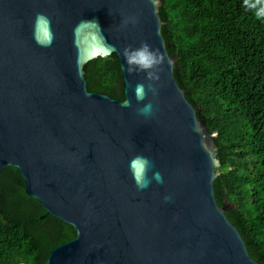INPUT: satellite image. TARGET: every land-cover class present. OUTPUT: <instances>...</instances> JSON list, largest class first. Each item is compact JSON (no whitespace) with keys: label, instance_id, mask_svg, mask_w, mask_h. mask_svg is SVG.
Returning a JSON list of instances; mask_svg holds the SVG:
<instances>
[{"label":"water","instance_id":"1","mask_svg":"<svg viewBox=\"0 0 264 264\" xmlns=\"http://www.w3.org/2000/svg\"><path fill=\"white\" fill-rule=\"evenodd\" d=\"M162 5L0 0V175L17 169L27 195L75 231L45 264H264L217 202L218 147L176 81ZM38 13L51 21L50 46L35 38L47 43ZM144 42L165 54L155 82L127 73L123 50ZM113 54L131 107L88 90L85 65ZM138 83L148 92L139 102ZM149 102L153 114L139 115ZM135 155L153 163L144 189L129 169Z\"/></svg>","mask_w":264,"mask_h":264},{"label":"trees","instance_id":"2","mask_svg":"<svg viewBox=\"0 0 264 264\" xmlns=\"http://www.w3.org/2000/svg\"><path fill=\"white\" fill-rule=\"evenodd\" d=\"M162 34L175 78L214 135L221 175L215 196L264 263V20L243 0H162ZM255 0H253V3ZM90 92L125 100L116 54L85 65ZM75 237L27 195L19 171L0 175V264H45L50 252Z\"/></svg>","mask_w":264,"mask_h":264},{"label":"clouds","instance_id":"3","mask_svg":"<svg viewBox=\"0 0 264 264\" xmlns=\"http://www.w3.org/2000/svg\"><path fill=\"white\" fill-rule=\"evenodd\" d=\"M243 5L246 8L254 9L255 16L258 20H264V0H243ZM81 24H95L96 22H85L81 21ZM51 21L44 16V14L38 13L36 15L35 27L37 31L43 27L44 35L46 37L47 43L44 44L39 37H35L38 44L43 46H50L54 34L51 32ZM98 26V25H97ZM123 56L127 64V73L133 75L138 72L147 73L146 79L150 82H155L160 79L159 72L162 70L161 66L165 63V54L161 53L159 49L152 50L151 46L144 42L137 49H132L131 46L123 50ZM136 66V67H133ZM148 91L152 92L153 95L156 94V89L153 87V83H149ZM136 100H145L148 92L145 90V85L143 83H138L134 88ZM123 107H131V101L126 100L121 104ZM137 113L145 117H149L153 114V105L151 102L145 104L143 107L138 108ZM153 167L152 161L143 156L135 155L129 162V169L134 179L135 185L138 189H144L148 187L151 183L148 178V172ZM155 178L158 182H162L160 173H155Z\"/></svg>","mask_w":264,"mask_h":264}]
</instances>
